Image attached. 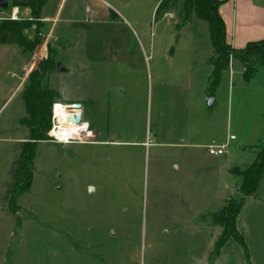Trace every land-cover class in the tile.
Here are the masks:
<instances>
[{
  "label": "rangeland",
  "instance_id": "rangeland-1",
  "mask_svg": "<svg viewBox=\"0 0 264 264\" xmlns=\"http://www.w3.org/2000/svg\"><path fill=\"white\" fill-rule=\"evenodd\" d=\"M59 3L48 1L44 12L55 14ZM155 5L66 1L55 23L63 44L59 57L52 53L58 73L50 74L49 85L67 96L88 89L106 94L108 102L98 105L99 127L125 136L123 142L111 133L104 143L40 142L31 188L19 197L16 213L7 185L30 136L22 92L39 62L30 73L23 67L39 46L0 49V264H264V175L237 217L246 247L230 239L215 252L223 208L243 197L238 173L253 163L264 140V65L246 81L235 56L211 86L208 23L186 17L180 0L159 14ZM10 9L0 10V22ZM48 27L41 28L46 35ZM36 32L32 26L25 34L36 40ZM72 50L107 62L92 87L71 82ZM199 129L202 141L236 139L228 141L226 154L209 159L204 148L192 147L200 142L192 133Z\"/></svg>",
  "mask_w": 264,
  "mask_h": 264
},
{
  "label": "trees",
  "instance_id": "trees-1",
  "mask_svg": "<svg viewBox=\"0 0 264 264\" xmlns=\"http://www.w3.org/2000/svg\"><path fill=\"white\" fill-rule=\"evenodd\" d=\"M14 1L8 8L18 5L30 9V17L19 21L3 19L0 22V44H17L26 46L28 49H35L41 44L39 32L44 23L41 21L42 10L49 0H23ZM158 2L157 14L162 9L168 8L171 3L177 0H156ZM185 16L194 14L198 19L208 23L214 55L211 57L213 70L211 73V86L215 87L220 81L224 71H226L237 56L243 63V75L246 81L257 73L264 64V39L249 42L247 46L240 50H235L227 40L226 24L220 13V6L224 0H180ZM7 9V8H6ZM32 26H36V40H30L25 31ZM54 49L48 46L46 56L38 63L28 76V85L22 92V99L25 104L26 115L24 124L30 123V136L22 143L18 157L11 170L10 183L7 185V197L9 208L17 212V201L20 196L29 191L33 182V172L35 169V158L37 155L38 144L50 139L49 131L52 127V107L61 98L58 93L50 87L49 76L55 71L57 65L52 58ZM242 176L243 197L239 200L231 199L228 206L223 208L221 233L216 245L215 252L220 253L221 248L230 239H234L241 246L246 247L244 236L237 228V217L246 200L257 194L260 181L264 175V140L256 152L253 163L243 172Z\"/></svg>",
  "mask_w": 264,
  "mask_h": 264
},
{
  "label": "crops",
  "instance_id": "crops-1",
  "mask_svg": "<svg viewBox=\"0 0 264 264\" xmlns=\"http://www.w3.org/2000/svg\"><path fill=\"white\" fill-rule=\"evenodd\" d=\"M66 1L67 0H60V3L55 11V14H46L44 12L46 5L44 6L42 10L41 20L44 23V26L45 25L49 26L48 27L49 28L48 29L49 30L48 46L50 45L53 49L57 51L58 57L61 55L60 51L63 47V44L59 43L56 38L57 35H56V24L55 23L58 20V17L66 4ZM157 5H158V2L156 1L155 7ZM2 9L3 8H0V10ZM3 10H6V9H3ZM220 13L223 16L225 24H226L227 40L229 44L232 46V48H234L235 50H240V49L245 48L249 42L264 39V2L263 1L261 0H224L222 5L220 6ZM5 45H8V44H0V49ZM70 58H71L70 60L71 63L69 66L70 78H71V82H75L77 86L79 85L80 81L85 80L88 86L92 87L93 86L92 79L97 78V77H103L104 73H106L105 70L107 69L106 68L107 62L95 60L92 57H90L87 54V52L82 53V50H81L80 55H79V52L76 53L74 50H72L70 52ZM59 62L62 63L60 59H59ZM235 62L232 64L233 68L236 65ZM263 65L260 67V70H258L257 73L251 79H254V77H256V75H258L262 71L261 69ZM23 69H26V64L23 67ZM240 69H242L243 71L244 66L242 65ZM61 70L64 71L65 68ZM212 70H213V66L211 64V73H212ZM57 73L58 72H54L51 78L53 79ZM52 88L58 93L60 98L66 104H75V103L82 104V111H83V115L85 119L87 120L86 122L88 126H90V129L94 131L95 136H96L95 140L88 141V142H100V143L107 142L108 140L106 139V137L110 133L113 134L115 141L123 142L121 141L122 136H125V133L123 131L117 130V132L115 131L111 132L109 126H107L106 128L103 126L99 127L101 124L100 117H99L100 115L99 106H102L106 102H108L107 101L108 99L105 98L106 94L98 95L97 93H95L94 90L88 89L87 92L85 93L78 92L73 95L67 96L61 93L53 85H52ZM18 90H19V86L17 84L13 88L11 95H13ZM82 132H83V124L81 125V135H82ZM192 133L194 135H197L196 137H198V139L200 140V142L198 141L192 144L193 148H204L206 150V153L209 159H215L216 157H218V156L210 155L207 151V145H209L212 142H215L213 138L208 139L206 141L205 140L202 141V139L204 138L202 137L203 134H201L200 129L198 130V132L193 131ZM228 139L229 137L227 138L226 143L229 141ZM142 142H145V140H141L139 143H142ZM221 144H224V143H221ZM218 164L222 165V163L220 162H218ZM259 189H260V185H259ZM259 189H258V192H259Z\"/></svg>",
  "mask_w": 264,
  "mask_h": 264
},
{
  "label": "built area",
  "instance_id": "built-area-1",
  "mask_svg": "<svg viewBox=\"0 0 264 264\" xmlns=\"http://www.w3.org/2000/svg\"><path fill=\"white\" fill-rule=\"evenodd\" d=\"M28 9L29 8H27V7L21 8L18 5L12 6L10 9V12L6 18L10 19L12 21H19V20H22L24 18H29L30 16H27V15H28V11H30V10H28ZM24 12H25V14L27 13L26 16L24 15ZM39 37L42 38L41 39L42 42L38 47V51L32 56V58H33L32 63L28 64V66L25 69L28 73L31 72V69H33L34 65L37 64L38 62H40L46 56V54L48 52V39H49L48 37H49V35L48 34L46 35L45 32L40 31ZM10 75L14 76V74H10ZM61 104H63L65 106V108L72 113L73 116L75 114H79L82 118V122L80 125H82V123L85 120V117H84L83 111H82V106L80 108H75L73 106L74 104H64L61 102H56L53 104L52 111L54 112L56 106L61 105ZM73 122H75V121H73ZM75 124H77V123L75 122ZM64 136H65V134H63L61 132V128L56 123V120L54 118V113H53L52 127H51V130L49 131V137L52 141L57 142V143H71L73 141H75V142L76 141H82V142L93 141L96 138L94 131H92L90 129V126H88V125H87L85 131L82 132V135H80V136L70 135L66 139H63ZM234 139H236L235 135H233V134L229 135L228 140H234ZM227 148H228V142L224 143V144H217L215 142H212L209 145H207V151L212 156H220V155L226 154Z\"/></svg>",
  "mask_w": 264,
  "mask_h": 264
},
{
  "label": "bare ground",
  "instance_id": "bare-ground-1",
  "mask_svg": "<svg viewBox=\"0 0 264 264\" xmlns=\"http://www.w3.org/2000/svg\"><path fill=\"white\" fill-rule=\"evenodd\" d=\"M53 113L55 120L58 121V125L61 128V132L65 134L63 139H66L70 135H81V125L73 122L72 113L67 112L63 104L57 105Z\"/></svg>",
  "mask_w": 264,
  "mask_h": 264
},
{
  "label": "water",
  "instance_id": "water-1",
  "mask_svg": "<svg viewBox=\"0 0 264 264\" xmlns=\"http://www.w3.org/2000/svg\"><path fill=\"white\" fill-rule=\"evenodd\" d=\"M8 6H9V0H0V8L6 9V8H8ZM58 68H59V70L62 69L61 66L58 67ZM213 101H214V100H213L212 98H210V99L208 100L210 106L213 104ZM73 106H74L75 108H80V107L82 106V104H80V103H75ZM73 120H74L77 124H81V122H82V118H81V116H80L79 114H75V115L73 116Z\"/></svg>",
  "mask_w": 264,
  "mask_h": 264
}]
</instances>
